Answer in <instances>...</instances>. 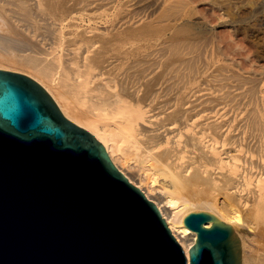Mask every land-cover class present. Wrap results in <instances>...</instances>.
<instances>
[{"label": "bare ground", "instance_id": "6f19581e", "mask_svg": "<svg viewBox=\"0 0 264 264\" xmlns=\"http://www.w3.org/2000/svg\"><path fill=\"white\" fill-rule=\"evenodd\" d=\"M61 4V0H0V45L17 48L14 60L40 72L47 71L41 57L60 59L76 82L94 91L93 98L116 118L115 124L94 118L81 121L32 71L7 62H0V67L38 79L66 116L103 143L115 163L135 146L150 167H157L148 187H137L156 203L188 258L197 232L184 219L195 200L183 191L227 188L245 197L254 214L264 216V112L258 109L264 96L254 104L243 85L233 81L204 85L191 81L181 69L156 77L159 50L116 69V58L108 57V51L121 36L88 29ZM58 94L63 96L62 91ZM206 202L216 217L240 219ZM212 224L210 220L205 226Z\"/></svg>", "mask_w": 264, "mask_h": 264}, {"label": "water", "instance_id": "95a60500", "mask_svg": "<svg viewBox=\"0 0 264 264\" xmlns=\"http://www.w3.org/2000/svg\"><path fill=\"white\" fill-rule=\"evenodd\" d=\"M184 223L190 258L103 143L38 79L0 67V264H242L232 224L200 210Z\"/></svg>", "mask_w": 264, "mask_h": 264}, {"label": "rangeland", "instance_id": "374dc122", "mask_svg": "<svg viewBox=\"0 0 264 264\" xmlns=\"http://www.w3.org/2000/svg\"><path fill=\"white\" fill-rule=\"evenodd\" d=\"M61 1L62 9L88 29L121 36L108 51V57L116 58V69L159 50L156 77L181 69L191 81L204 85L227 81L243 85L249 89L248 97L254 104L264 96V0ZM18 53L15 47L0 45V62L32 71L44 80L71 116L81 121L94 118L99 123L115 124L116 118L102 111L93 98L94 91L76 82L60 59L41 57L47 71L40 72L28 63L14 60ZM60 90L63 96L58 94ZM258 109L264 112V105L260 103ZM123 154L125 159L116 164L134 180L133 184L146 189L157 167H150L135 146ZM181 194L195 200L190 212L215 214L208 210V200L226 216L238 215L240 219H218L232 224L238 234L242 264H264V216L254 214L245 197L227 188ZM152 196L155 198V194Z\"/></svg>", "mask_w": 264, "mask_h": 264}]
</instances>
